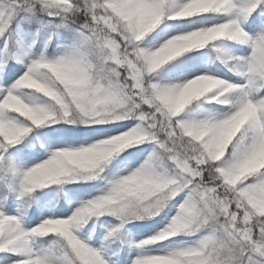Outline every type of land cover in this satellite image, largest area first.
Wrapping results in <instances>:
<instances>
[{
    "label": "snow or ice",
    "instance_id": "1",
    "mask_svg": "<svg viewBox=\"0 0 264 264\" xmlns=\"http://www.w3.org/2000/svg\"><path fill=\"white\" fill-rule=\"evenodd\" d=\"M0 264H264V0H0Z\"/></svg>",
    "mask_w": 264,
    "mask_h": 264
}]
</instances>
